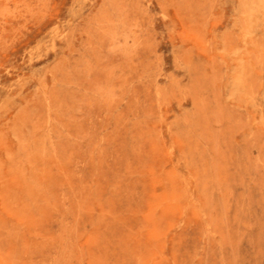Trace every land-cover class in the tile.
Returning a JSON list of instances; mask_svg holds the SVG:
<instances>
[{
    "label": "rangeland",
    "instance_id": "obj_1",
    "mask_svg": "<svg viewBox=\"0 0 264 264\" xmlns=\"http://www.w3.org/2000/svg\"><path fill=\"white\" fill-rule=\"evenodd\" d=\"M0 264H264V0H0Z\"/></svg>",
    "mask_w": 264,
    "mask_h": 264
}]
</instances>
